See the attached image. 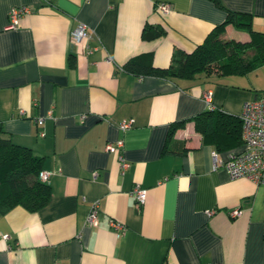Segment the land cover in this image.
<instances>
[{
  "label": "crops",
  "instance_id": "crops-1",
  "mask_svg": "<svg viewBox=\"0 0 264 264\" xmlns=\"http://www.w3.org/2000/svg\"><path fill=\"white\" fill-rule=\"evenodd\" d=\"M219 1L222 7L213 0H0V124L43 156L51 189L37 211L0 212V264H264V183L214 169L213 151L222 157L241 144L216 150L190 120L209 108L206 90L212 108L239 116L245 100L264 96V65L195 79L123 67L141 54L168 66L176 51H192L223 22L226 9L252 14L264 31V0ZM161 2L171 6L165 14ZM18 5L31 12L7 28ZM78 22L90 36L75 45L70 30ZM145 27L164 33L147 39ZM224 37L249 39L229 24ZM129 118L132 126L121 130ZM119 140L124 169L118 151L106 149ZM135 185L146 189L139 206ZM95 201L98 224L89 226ZM232 208L241 214L231 217ZM111 220L124 232L116 234Z\"/></svg>",
  "mask_w": 264,
  "mask_h": 264
},
{
  "label": "trees",
  "instance_id": "trees-1",
  "mask_svg": "<svg viewBox=\"0 0 264 264\" xmlns=\"http://www.w3.org/2000/svg\"><path fill=\"white\" fill-rule=\"evenodd\" d=\"M213 1L222 7L219 0ZM228 24L247 32L249 39L239 41L224 37ZM163 33L162 28L149 30L145 27L142 35L149 39ZM260 65H264V31L253 27L252 14L226 9L223 22L214 26L192 51H176L168 66L156 67L152 64L150 54H141L127 60L123 67L137 75L195 79L212 73L243 75ZM190 120L203 140L211 143L216 150H226L242 142V121L239 116L208 108ZM185 121L172 122L168 138L172 137L176 129L184 126ZM42 161L43 156L13 142L0 124V212L16 206L33 212L48 203L51 189L40 178Z\"/></svg>",
  "mask_w": 264,
  "mask_h": 264
},
{
  "label": "built area",
  "instance_id": "built-area-1",
  "mask_svg": "<svg viewBox=\"0 0 264 264\" xmlns=\"http://www.w3.org/2000/svg\"><path fill=\"white\" fill-rule=\"evenodd\" d=\"M171 6L167 2H161L157 5V9L165 14L170 10ZM31 9L27 5L12 6L8 11L7 28H14L18 25L22 16L29 14ZM90 36L88 27L81 22L76 23L70 30V41L72 44L80 45ZM212 91L206 90L202 98L205 103L211 107ZM82 118L84 115L81 116ZM242 121L241 146L237 149L227 151L224 156H218L215 151L212 152V167H222L226 170L229 177L239 178L246 177L254 183H264V96H257L242 103L239 115ZM43 118H39L37 122L41 124ZM133 119H123L118 123L121 130L128 129L132 126ZM43 135V132H40ZM122 147V141L106 144V149L111 152L118 151V159L121 168H125L128 162L124 160L119 150ZM48 172L41 171L40 178L47 181ZM96 175V173H94ZM132 195L136 199V204L142 205L146 197V189L135 185L132 189ZM99 203L95 201L90 206L86 221L89 226L98 224ZM213 209L206 210L208 215L213 213ZM231 217H237L241 214L240 208H232L228 210ZM112 227L116 234H121L125 230V224L122 222L111 220Z\"/></svg>",
  "mask_w": 264,
  "mask_h": 264
}]
</instances>
